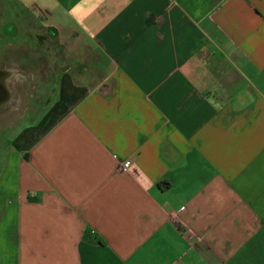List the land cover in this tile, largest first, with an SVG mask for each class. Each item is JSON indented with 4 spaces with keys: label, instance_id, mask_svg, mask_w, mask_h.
I'll list each match as a JSON object with an SVG mask.
<instances>
[{
    "label": "crops",
    "instance_id": "0c3cea01",
    "mask_svg": "<svg viewBox=\"0 0 264 264\" xmlns=\"http://www.w3.org/2000/svg\"><path fill=\"white\" fill-rule=\"evenodd\" d=\"M7 5L73 49L6 152L0 264H264V0Z\"/></svg>",
    "mask_w": 264,
    "mask_h": 264
},
{
    "label": "rangeland",
    "instance_id": "374dc122",
    "mask_svg": "<svg viewBox=\"0 0 264 264\" xmlns=\"http://www.w3.org/2000/svg\"><path fill=\"white\" fill-rule=\"evenodd\" d=\"M8 2L0 0V170L7 150L27 139L54 100V73L70 63L65 60L60 66L55 53L72 48L41 43L36 23L30 30L23 28L22 14L13 19Z\"/></svg>",
    "mask_w": 264,
    "mask_h": 264
},
{
    "label": "built area",
    "instance_id": "2783aa9c",
    "mask_svg": "<svg viewBox=\"0 0 264 264\" xmlns=\"http://www.w3.org/2000/svg\"><path fill=\"white\" fill-rule=\"evenodd\" d=\"M131 162L130 161H125L121 164V170L123 172L128 171V169L130 168Z\"/></svg>",
    "mask_w": 264,
    "mask_h": 264
}]
</instances>
